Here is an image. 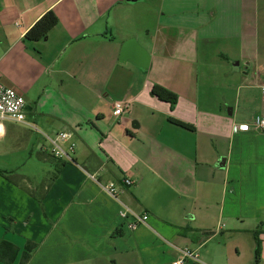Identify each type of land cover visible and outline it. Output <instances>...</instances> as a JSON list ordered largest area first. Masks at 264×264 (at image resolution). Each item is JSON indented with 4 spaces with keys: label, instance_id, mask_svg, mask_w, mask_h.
I'll list each match as a JSON object with an SVG mask.
<instances>
[{
    "label": "crops",
    "instance_id": "crops-1",
    "mask_svg": "<svg viewBox=\"0 0 264 264\" xmlns=\"http://www.w3.org/2000/svg\"><path fill=\"white\" fill-rule=\"evenodd\" d=\"M49 11L58 25L27 41ZM0 80L77 145L64 162L0 121V159L38 167L0 169V242L36 243L28 264H264V134L234 130L264 116V0H0ZM89 174L148 225L129 230Z\"/></svg>",
    "mask_w": 264,
    "mask_h": 264
},
{
    "label": "built area",
    "instance_id": "built-area-1",
    "mask_svg": "<svg viewBox=\"0 0 264 264\" xmlns=\"http://www.w3.org/2000/svg\"><path fill=\"white\" fill-rule=\"evenodd\" d=\"M129 107V102H116L114 105L113 115L116 118H120L129 109ZM28 116L25 98L18 91L8 87L0 80V121L25 125L33 131L38 132L44 142L41 146L42 150L48 151L56 159L76 164L74 160V153L77 145L73 140V133L64 130L54 134H48L40 130L33 123H30L28 121ZM234 130L238 133L244 134L251 132L264 134V116H256L251 123L239 124L234 127ZM89 177L108 196L121 204L119 216L123 220L130 218L129 223L127 224L129 230L134 231L140 226L148 225L150 218L148 213H138L122 203L120 199L122 189L117 183H103L94 174H89ZM122 183L125 187L133 185V181L130 178L124 179ZM184 255L186 258H193L197 260V256L190 250H186ZM174 264H184V260H180Z\"/></svg>",
    "mask_w": 264,
    "mask_h": 264
},
{
    "label": "trees",
    "instance_id": "trees-1",
    "mask_svg": "<svg viewBox=\"0 0 264 264\" xmlns=\"http://www.w3.org/2000/svg\"><path fill=\"white\" fill-rule=\"evenodd\" d=\"M59 19L53 11L47 12L40 18L25 35V39L30 42H37L45 39L48 34L58 25ZM152 94L161 101L176 105L178 96L174 92L168 90L161 85H154ZM174 123L186 128H191L190 125L181 121L171 119ZM3 173V172H1ZM256 262H259L261 243L258 235H256ZM37 244L28 241L23 249H20L16 244L9 240L0 242V263L3 264H28Z\"/></svg>",
    "mask_w": 264,
    "mask_h": 264
},
{
    "label": "rangeland",
    "instance_id": "rangeland-1",
    "mask_svg": "<svg viewBox=\"0 0 264 264\" xmlns=\"http://www.w3.org/2000/svg\"><path fill=\"white\" fill-rule=\"evenodd\" d=\"M0 169L10 171H18V170H33L38 172V167L34 166L29 158L24 157L20 154L13 155L11 157H3L0 159ZM3 264V263H0Z\"/></svg>",
    "mask_w": 264,
    "mask_h": 264
},
{
    "label": "water",
    "instance_id": "water-1",
    "mask_svg": "<svg viewBox=\"0 0 264 264\" xmlns=\"http://www.w3.org/2000/svg\"><path fill=\"white\" fill-rule=\"evenodd\" d=\"M135 44H136V40L135 39H130V40L126 41L125 44H124V52L128 51L129 49H131ZM225 163H226V160L223 159L222 162H221V166L225 167Z\"/></svg>",
    "mask_w": 264,
    "mask_h": 264
}]
</instances>
